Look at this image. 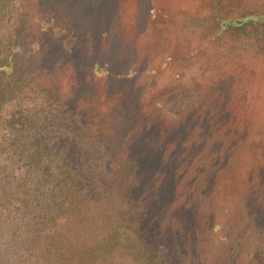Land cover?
Wrapping results in <instances>:
<instances>
[{
  "label": "rangeland",
  "instance_id": "rangeland-1",
  "mask_svg": "<svg viewBox=\"0 0 264 264\" xmlns=\"http://www.w3.org/2000/svg\"><path fill=\"white\" fill-rule=\"evenodd\" d=\"M0 264H264V0H0Z\"/></svg>",
  "mask_w": 264,
  "mask_h": 264
},
{
  "label": "trees",
  "instance_id": "trees-1",
  "mask_svg": "<svg viewBox=\"0 0 264 264\" xmlns=\"http://www.w3.org/2000/svg\"><path fill=\"white\" fill-rule=\"evenodd\" d=\"M68 205H70V203H68ZM90 208L92 209L91 206H90ZM125 218H126V217H124V219H125ZM128 223H129V224H126L125 227L127 226L126 228H129V229L131 230L130 227L132 226V223H131L130 220H128ZM131 231H132V230H131ZM117 233L119 234L118 231H117ZM125 233H126V232H125ZM131 234H132V233H131ZM131 234L128 233L127 236L124 238V240H127V239L131 236ZM109 253H111V252H109ZM85 255H86V254H83V256H85ZM144 255H145V254L140 253V255L138 256V257H139L138 259H143L142 262H145V261H146V259L144 258Z\"/></svg>",
  "mask_w": 264,
  "mask_h": 264
}]
</instances>
